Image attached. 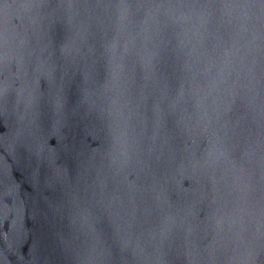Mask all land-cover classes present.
Instances as JSON below:
<instances>
[{"label": "water", "instance_id": "95a60500", "mask_svg": "<svg viewBox=\"0 0 264 264\" xmlns=\"http://www.w3.org/2000/svg\"><path fill=\"white\" fill-rule=\"evenodd\" d=\"M0 264H264V0H0Z\"/></svg>", "mask_w": 264, "mask_h": 264}]
</instances>
